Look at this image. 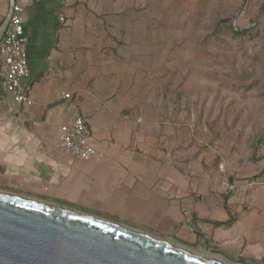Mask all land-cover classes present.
Returning <instances> with one entry per match:
<instances>
[{
  "label": "crops",
  "instance_id": "1",
  "mask_svg": "<svg viewBox=\"0 0 264 264\" xmlns=\"http://www.w3.org/2000/svg\"><path fill=\"white\" fill-rule=\"evenodd\" d=\"M146 2L19 1L29 68L22 86L34 105L0 104V191L191 250L201 233L210 248L264 264V129L238 142L184 110L189 94L167 101L163 65L152 59L163 53L151 30L161 22L152 26ZM8 11L0 0V26ZM174 67L175 88L183 78ZM79 119L101 161H75L57 147L59 128Z\"/></svg>",
  "mask_w": 264,
  "mask_h": 264
},
{
  "label": "rangeland",
  "instance_id": "2",
  "mask_svg": "<svg viewBox=\"0 0 264 264\" xmlns=\"http://www.w3.org/2000/svg\"><path fill=\"white\" fill-rule=\"evenodd\" d=\"M146 1L148 16L157 17L152 26L161 22L151 30L163 53L152 59L163 65L167 101L189 94L192 102L179 104L199 122L252 142L251 133L264 129V0ZM174 65L183 78L175 88Z\"/></svg>",
  "mask_w": 264,
  "mask_h": 264
},
{
  "label": "water",
  "instance_id": "3",
  "mask_svg": "<svg viewBox=\"0 0 264 264\" xmlns=\"http://www.w3.org/2000/svg\"><path fill=\"white\" fill-rule=\"evenodd\" d=\"M0 26V40L15 0ZM196 250L74 209L0 191V264H252Z\"/></svg>",
  "mask_w": 264,
  "mask_h": 264
},
{
  "label": "built area",
  "instance_id": "4",
  "mask_svg": "<svg viewBox=\"0 0 264 264\" xmlns=\"http://www.w3.org/2000/svg\"><path fill=\"white\" fill-rule=\"evenodd\" d=\"M15 0L10 20L2 39L0 40V87L6 94L0 97V104L7 98L18 106L34 105L22 86V81L28 77L27 38L24 31V9ZM62 20V19H61ZM69 94L63 95L68 99ZM57 147L75 161L91 162L104 159L92 142V134L85 120L79 119L62 125L57 134ZM224 172L223 165H219ZM225 191H233L235 186L224 183Z\"/></svg>",
  "mask_w": 264,
  "mask_h": 264
},
{
  "label": "trees",
  "instance_id": "5",
  "mask_svg": "<svg viewBox=\"0 0 264 264\" xmlns=\"http://www.w3.org/2000/svg\"><path fill=\"white\" fill-rule=\"evenodd\" d=\"M261 10L264 11V4L261 6Z\"/></svg>",
  "mask_w": 264,
  "mask_h": 264
}]
</instances>
